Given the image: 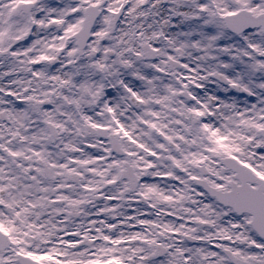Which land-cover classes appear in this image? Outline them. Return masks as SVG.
<instances>
[{
  "label": "snow or ice",
  "instance_id": "obj_1",
  "mask_svg": "<svg viewBox=\"0 0 264 264\" xmlns=\"http://www.w3.org/2000/svg\"><path fill=\"white\" fill-rule=\"evenodd\" d=\"M0 264H264V0H0Z\"/></svg>",
  "mask_w": 264,
  "mask_h": 264
}]
</instances>
